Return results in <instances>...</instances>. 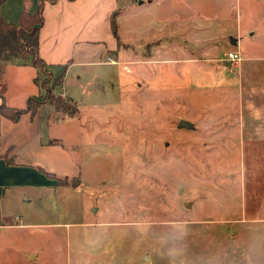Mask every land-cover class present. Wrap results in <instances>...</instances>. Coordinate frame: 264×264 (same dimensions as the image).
Listing matches in <instances>:
<instances>
[{
	"label": "rangeland",
	"instance_id": "obj_1",
	"mask_svg": "<svg viewBox=\"0 0 264 264\" xmlns=\"http://www.w3.org/2000/svg\"><path fill=\"white\" fill-rule=\"evenodd\" d=\"M38 2L5 0L0 16ZM173 2L93 1L79 38L97 42L58 61L74 58L69 97L60 67L4 64L17 107L39 74L69 178L19 207L29 226L4 231L0 264H264V0H196L203 13L180 25ZM230 50L241 59L224 65Z\"/></svg>",
	"mask_w": 264,
	"mask_h": 264
},
{
	"label": "crops",
	"instance_id": "obj_2",
	"mask_svg": "<svg viewBox=\"0 0 264 264\" xmlns=\"http://www.w3.org/2000/svg\"><path fill=\"white\" fill-rule=\"evenodd\" d=\"M93 1L95 0H55L54 2L44 0V21L38 34V55L47 65L63 64L58 63V61L67 53L76 56V54L82 52L83 43L97 42L95 40L84 41L79 38L82 33L81 26L88 21L86 16L92 14L95 10L96 6H94L95 4L92 5ZM171 1L176 3V9H173L170 14L166 13L165 18L177 19L179 25L180 19L184 15L187 16L190 23H193V18L196 17L195 15L190 17V14H193L192 12L197 15L203 13L199 12L202 11V7H198L199 5L194 3L196 0ZM162 2L163 0H114V4L120 10L128 9L132 13L151 4L158 6ZM37 6L38 4L30 8L29 12H35ZM114 13L120 15L117 10L111 15ZM212 16L214 17V15ZM2 17L14 21V18H6L4 15ZM224 18H227V16H224ZM15 22H17V19ZM231 39L230 43H234L231 42ZM69 60L71 61L69 66L74 64V58L67 59L66 62ZM34 76L32 77L33 83ZM17 80L19 81V78ZM63 84L58 94L69 97L63 90ZM38 92L39 88L35 94L30 92L29 89H24L20 93L24 95L26 93L28 99L30 96L38 94ZM4 95H6V102L9 103L7 88ZM10 105L21 108L14 103H9ZM46 105L47 103L42 104L34 115L30 113L21 114L17 120L0 115V243L2 238L4 239L5 230L14 229V227L20 225L29 226L27 223L18 224L16 221L20 222L23 219L19 207L31 204L33 192H36L38 188L46 190L47 187L51 186L56 187L58 190L62 186H59L57 179L69 178L65 175L64 167L61 166V163L68 158L62 147L63 144H56L54 140L59 138L47 134V127L52 123V120L50 122L48 117L42 119L41 116V110ZM53 155H55L57 161H55ZM48 156H52V158L50 159Z\"/></svg>",
	"mask_w": 264,
	"mask_h": 264
},
{
	"label": "trees",
	"instance_id": "obj_3",
	"mask_svg": "<svg viewBox=\"0 0 264 264\" xmlns=\"http://www.w3.org/2000/svg\"><path fill=\"white\" fill-rule=\"evenodd\" d=\"M5 0H0V6ZM54 2L55 0H49ZM43 3L44 0H39L38 6L35 12H29L28 10H21L17 17V22H7L0 16V115L12 120H17L21 114L30 113L34 115L38 108L45 103V98L42 97L40 91V79L39 74H35L33 81L38 86L39 92L36 95L30 96L26 100V104L22 108H16L9 106L4 102L5 85L1 81V73L4 68V64L7 61L13 62L18 65H32L37 67L38 70L45 75H49L48 66L60 67V73L58 78L55 79V85L62 87L64 76L71 61H67L63 64L47 65L38 55V34L41 26L43 25ZM111 28L114 35L115 30V14L111 17ZM46 89V93H47ZM50 100L53 101L56 110L68 111L64 108L59 97L54 98V95L50 94ZM72 113L73 111H68ZM50 175V174H49ZM52 176V175H50Z\"/></svg>",
	"mask_w": 264,
	"mask_h": 264
},
{
	"label": "built area",
	"instance_id": "obj_4",
	"mask_svg": "<svg viewBox=\"0 0 264 264\" xmlns=\"http://www.w3.org/2000/svg\"><path fill=\"white\" fill-rule=\"evenodd\" d=\"M110 60V58H108ZM241 59V56L238 52L236 51H230L227 53L225 60H227L228 62H237ZM110 62H112V60H110Z\"/></svg>",
	"mask_w": 264,
	"mask_h": 264
},
{
	"label": "water",
	"instance_id": "obj_5",
	"mask_svg": "<svg viewBox=\"0 0 264 264\" xmlns=\"http://www.w3.org/2000/svg\"><path fill=\"white\" fill-rule=\"evenodd\" d=\"M231 42H234L233 41V39H231ZM224 64L226 65V64H228V62H224ZM189 125V123L187 122V121H179V123H178V127H187Z\"/></svg>",
	"mask_w": 264,
	"mask_h": 264
}]
</instances>
